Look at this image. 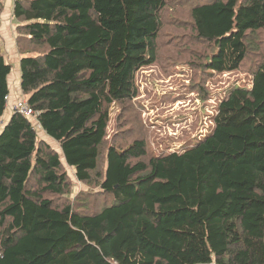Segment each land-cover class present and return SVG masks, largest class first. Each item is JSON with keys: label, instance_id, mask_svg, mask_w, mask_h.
I'll list each match as a JSON object with an SVG mask.
<instances>
[{"label": "trees", "instance_id": "trees-1", "mask_svg": "<svg viewBox=\"0 0 264 264\" xmlns=\"http://www.w3.org/2000/svg\"><path fill=\"white\" fill-rule=\"evenodd\" d=\"M14 1L34 115L3 119L0 48V264H264V0H213L187 19L173 15L182 0ZM172 43L201 80L249 67L251 82L224 93L195 145L151 154L133 138L137 74ZM114 104L126 144L107 139Z\"/></svg>", "mask_w": 264, "mask_h": 264}, {"label": "rangeland", "instance_id": "rangeland-1", "mask_svg": "<svg viewBox=\"0 0 264 264\" xmlns=\"http://www.w3.org/2000/svg\"><path fill=\"white\" fill-rule=\"evenodd\" d=\"M211 1L213 0H182L180 9L173 12V15H181L187 19L188 11L194 5ZM182 34L183 32H179L178 35ZM0 48L2 51L1 44ZM184 56L183 49L175 46L174 43L171 46H162L159 61L137 74L140 94L136 103L140 104L139 108L142 111L140 117L144 127L141 132L133 133V138L144 135L151 154H162L171 150L183 152L195 145L199 139L211 132L214 126L213 115L224 93L234 85L249 86L251 82L249 67H245V71L209 73L206 74L205 80H201L193 66L187 63L186 59L183 60ZM200 80L205 82L204 85L210 92L208 97L205 95L202 98L200 90L195 86ZM8 109L12 111V107ZM122 113V107L117 104L110 108L107 139L111 143L114 137L115 141L119 140L126 144L124 137L128 133L124 130L125 125L120 124ZM6 117L7 113L3 119L5 120ZM132 126H139V123L134 121ZM38 135L61 152L58 143L50 139L40 128ZM130 139L131 137H126V140ZM67 169L74 177V171L70 167ZM83 187L82 182L74 181L75 194ZM74 197V194H70L71 200ZM100 200L103 202L102 196ZM112 202L113 198L110 197L108 204Z\"/></svg>", "mask_w": 264, "mask_h": 264}, {"label": "crops", "instance_id": "crops-1", "mask_svg": "<svg viewBox=\"0 0 264 264\" xmlns=\"http://www.w3.org/2000/svg\"><path fill=\"white\" fill-rule=\"evenodd\" d=\"M3 4L2 11L0 12V44L2 47V52L6 61L11 64L12 70L9 74V86L11 92L10 107H14V104L19 101L22 96L21 89V69H20V52L18 50V44L16 38L18 37L17 27L18 20L14 18L13 8L14 0H0ZM7 117L5 120L9 119L12 111L7 109ZM5 113V114H6ZM4 114V115H5ZM51 139V138H50Z\"/></svg>", "mask_w": 264, "mask_h": 264}, {"label": "built area", "instance_id": "built-area-1", "mask_svg": "<svg viewBox=\"0 0 264 264\" xmlns=\"http://www.w3.org/2000/svg\"><path fill=\"white\" fill-rule=\"evenodd\" d=\"M7 100H10L9 97H7ZM14 111L19 112L25 116L34 115V110L29 106L25 98H21L19 101H17L16 104H14V107L12 106V112Z\"/></svg>", "mask_w": 264, "mask_h": 264}, {"label": "water", "instance_id": "water-1", "mask_svg": "<svg viewBox=\"0 0 264 264\" xmlns=\"http://www.w3.org/2000/svg\"><path fill=\"white\" fill-rule=\"evenodd\" d=\"M63 158V157H62Z\"/></svg>", "mask_w": 264, "mask_h": 264}]
</instances>
